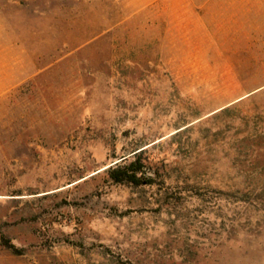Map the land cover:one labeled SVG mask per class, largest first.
<instances>
[{
    "label": "rangeland",
    "instance_id": "374dc122",
    "mask_svg": "<svg viewBox=\"0 0 264 264\" xmlns=\"http://www.w3.org/2000/svg\"><path fill=\"white\" fill-rule=\"evenodd\" d=\"M0 264H264V0H0Z\"/></svg>",
    "mask_w": 264,
    "mask_h": 264
},
{
    "label": "trees",
    "instance_id": "16d2710c",
    "mask_svg": "<svg viewBox=\"0 0 264 264\" xmlns=\"http://www.w3.org/2000/svg\"><path fill=\"white\" fill-rule=\"evenodd\" d=\"M143 151V150H141ZM141 158L138 152L134 153L132 159L124 157L121 161L115 163L110 167V174L116 181L129 180L135 183H141V179L138 177V172L142 170ZM152 179H147L144 183H152Z\"/></svg>",
    "mask_w": 264,
    "mask_h": 264
}]
</instances>
